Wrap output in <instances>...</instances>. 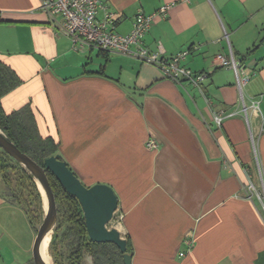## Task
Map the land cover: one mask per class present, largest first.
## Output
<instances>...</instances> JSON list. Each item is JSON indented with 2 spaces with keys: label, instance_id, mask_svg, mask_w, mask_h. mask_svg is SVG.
I'll list each match as a JSON object with an SVG mask.
<instances>
[{
  "label": "crops",
  "instance_id": "crops-1",
  "mask_svg": "<svg viewBox=\"0 0 264 264\" xmlns=\"http://www.w3.org/2000/svg\"><path fill=\"white\" fill-rule=\"evenodd\" d=\"M99 1L98 17L115 14L122 34L140 11L176 2L143 45L165 56L190 50L182 63L207 74L202 88L137 57L74 49L62 16L41 0H0V62L20 79L0 98L4 111L30 105L41 135L81 181L114 189L115 227L132 246V264H264V211L244 188L260 178L250 128L264 174V0ZM231 51L251 74L246 99L260 100L248 119L234 68L215 60ZM220 111L237 114L218 126ZM37 231L0 191V264H34Z\"/></svg>",
  "mask_w": 264,
  "mask_h": 264
},
{
  "label": "trees",
  "instance_id": "trees-1",
  "mask_svg": "<svg viewBox=\"0 0 264 264\" xmlns=\"http://www.w3.org/2000/svg\"><path fill=\"white\" fill-rule=\"evenodd\" d=\"M19 83L16 72L0 62V98ZM0 128L23 152L43 166L47 157L60 154L55 140L41 135L30 105L8 114L0 104ZM47 174L58 206V222L51 239L55 264H88L87 257L92 260L90 264H125L123 252L116 244L91 239L78 199L67 192L51 171L47 170ZM0 177L5 185L2 191L5 200L22 206L35 224L36 218L39 220L44 214L42 194L33 175L1 147ZM61 243L67 248L65 255L60 251ZM127 251L132 254L129 241Z\"/></svg>",
  "mask_w": 264,
  "mask_h": 264
},
{
  "label": "built area",
  "instance_id": "built-area-1",
  "mask_svg": "<svg viewBox=\"0 0 264 264\" xmlns=\"http://www.w3.org/2000/svg\"><path fill=\"white\" fill-rule=\"evenodd\" d=\"M176 2H167L152 13L140 11L133 20V26L129 33L122 34L115 30L116 16L112 12H106L105 17L100 19L98 12L104 5L99 0H41V7L50 16L61 15L63 18L61 28L73 43L74 49H82L84 46L98 48L111 53H120L141 59L147 64L154 65L162 70L164 75L173 81L184 84L189 83L199 89L207 77L204 72H194L182 62L190 53L184 49L170 56H165L163 50L151 51L143 45L145 33L149 30L154 20L158 17H167ZM215 60L224 67H233L236 72V82L240 90L241 112L248 119L250 109L260 112V100L246 99L243 89L251 78V74L242 67L231 51V56L217 54ZM237 112H214V120L221 126L224 119L236 115ZM262 129V128H261ZM260 129V130H261ZM259 133L250 128V137L254 155L259 164L260 178L258 182L250 179L244 188L247 198L256 199L264 211V174L260 166ZM149 148H156L157 142L149 139ZM192 245V242L187 240ZM184 252H181L183 255Z\"/></svg>",
  "mask_w": 264,
  "mask_h": 264
},
{
  "label": "water",
  "instance_id": "water-1",
  "mask_svg": "<svg viewBox=\"0 0 264 264\" xmlns=\"http://www.w3.org/2000/svg\"><path fill=\"white\" fill-rule=\"evenodd\" d=\"M0 147L33 175L42 194L44 214L33 247L34 264H48L42 255V244L50 231L53 235L58 222L56 196L47 170L55 175L68 193L78 199L91 239L97 242L116 244L123 252L124 263L132 264V254L127 251L126 238L116 227L108 226L118 209L119 201L116 192L110 185L106 183H96L91 186L84 184L60 154L47 157L44 166L41 165L10 140L1 128ZM40 185L45 193V198Z\"/></svg>",
  "mask_w": 264,
  "mask_h": 264
},
{
  "label": "rangeland",
  "instance_id": "rangeland-1",
  "mask_svg": "<svg viewBox=\"0 0 264 264\" xmlns=\"http://www.w3.org/2000/svg\"><path fill=\"white\" fill-rule=\"evenodd\" d=\"M4 189H5V185H4L3 181H2V178L0 177V191H3ZM34 217H37L36 213H34ZM42 220H43V216L41 218H39V220L36 218V221H35L36 228H39L40 224L42 223ZM115 225H116V219L113 218L111 220V222L108 224V226L109 227H115ZM51 239H52V236L49 239L48 253L51 254L52 263L55 264V259H54V256L52 255V252H51ZM66 250H67V248H66L65 244L61 243L60 244V251L63 253V255L66 254ZM86 262L88 264H90L92 262L91 258L87 257Z\"/></svg>",
  "mask_w": 264,
  "mask_h": 264
},
{
  "label": "bare ground",
  "instance_id": "bare-ground-1",
  "mask_svg": "<svg viewBox=\"0 0 264 264\" xmlns=\"http://www.w3.org/2000/svg\"><path fill=\"white\" fill-rule=\"evenodd\" d=\"M40 188H41L42 193H43L44 198H45V193H44V191H43L41 185H40ZM51 236H52V231H50V232L47 234V236L45 237L44 242H43V244H42V255H43L45 261H46L48 264H53V263H52V257H51V254L48 253V244H49V239H50ZM49 252H50V251H49Z\"/></svg>",
  "mask_w": 264,
  "mask_h": 264
}]
</instances>
